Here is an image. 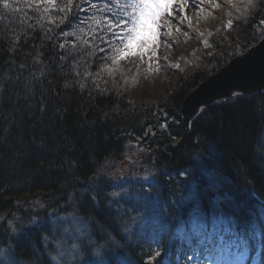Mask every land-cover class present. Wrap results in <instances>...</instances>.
<instances>
[{
  "label": "trees",
  "instance_id": "1",
  "mask_svg": "<svg viewBox=\"0 0 264 264\" xmlns=\"http://www.w3.org/2000/svg\"><path fill=\"white\" fill-rule=\"evenodd\" d=\"M58 3L71 12L0 5V250L12 264H226L229 244L242 254L229 264H264V93L203 109L188 132L181 116L264 39V11L233 0L157 95L124 61L96 80L98 61L63 35L88 4Z\"/></svg>",
  "mask_w": 264,
  "mask_h": 264
},
{
  "label": "snow or ice",
  "instance_id": "2",
  "mask_svg": "<svg viewBox=\"0 0 264 264\" xmlns=\"http://www.w3.org/2000/svg\"><path fill=\"white\" fill-rule=\"evenodd\" d=\"M86 3L88 8L83 9L86 15L78 18L76 30L66 31L63 35L80 41L83 48L78 50V55L93 56L98 61L96 80H103L102 73L111 75L117 71L121 61L129 57L143 60L148 56L151 60L157 51L158 29L166 17L173 16L176 8L175 0H86ZM0 5L9 12H18L22 6L35 8L43 15L52 10H57V14L72 10L70 3H58V0H29L26 5H20L15 0H0ZM179 7L183 9L184 4H179ZM247 8L264 11V0H247ZM89 9L90 15L87 14ZM66 19L67 16H63L59 23L63 24ZM261 23L264 24V21ZM163 127L167 128V125ZM151 131L149 128L148 132Z\"/></svg>",
  "mask_w": 264,
  "mask_h": 264
},
{
  "label": "rangeland",
  "instance_id": "3",
  "mask_svg": "<svg viewBox=\"0 0 264 264\" xmlns=\"http://www.w3.org/2000/svg\"><path fill=\"white\" fill-rule=\"evenodd\" d=\"M190 1L196 4V10L188 11L184 0H175L176 8L173 16L166 17L165 22H162L161 28L158 29V47L156 55L151 60L148 56H145L143 60L129 57L123 62L125 68L142 73L144 86L151 94L162 95L166 91L175 89L177 80L174 77V72H182L181 59L192 55L197 49L210 47L211 37L220 24L218 16L224 13L226 7L233 0ZM181 3L184 4L183 9L179 7ZM177 29L179 30L177 31ZM149 65L151 66L149 67ZM115 173V176L118 177L116 178L117 182L123 181L126 179L125 175H128L125 167H120ZM137 179L143 180V177ZM144 180L149 179L145 178ZM72 222L73 226H78L75 221ZM73 229L75 230L77 227ZM56 246L58 258H63L64 255L66 257L74 256L73 251L67 255L60 244ZM224 250L223 260L226 264L241 257L240 254L231 252L229 244L224 247ZM201 257L205 261L206 256ZM0 264H12L8 250H0Z\"/></svg>",
  "mask_w": 264,
  "mask_h": 264
},
{
  "label": "water",
  "instance_id": "4",
  "mask_svg": "<svg viewBox=\"0 0 264 264\" xmlns=\"http://www.w3.org/2000/svg\"><path fill=\"white\" fill-rule=\"evenodd\" d=\"M264 93V39L247 53L231 60L191 92L181 107L187 132L203 109L238 95Z\"/></svg>",
  "mask_w": 264,
  "mask_h": 264
},
{
  "label": "bare ground",
  "instance_id": "5",
  "mask_svg": "<svg viewBox=\"0 0 264 264\" xmlns=\"http://www.w3.org/2000/svg\"><path fill=\"white\" fill-rule=\"evenodd\" d=\"M185 6L187 8L188 11L190 10H196L197 6L196 4H194V2L190 1V0H184ZM189 16V15H188Z\"/></svg>",
  "mask_w": 264,
  "mask_h": 264
}]
</instances>
